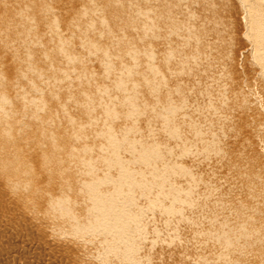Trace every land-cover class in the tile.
Segmentation results:
<instances>
[{"label": "bare ground", "instance_id": "obj_1", "mask_svg": "<svg viewBox=\"0 0 264 264\" xmlns=\"http://www.w3.org/2000/svg\"><path fill=\"white\" fill-rule=\"evenodd\" d=\"M62 1H64V0H61V2ZM74 1L75 0H65L64 1L65 4L71 5V9H70V15L66 19H63L62 22L65 23L66 27H69L75 31L77 30V27L79 26L80 20L82 18H86L87 16L89 18H91L92 14L95 15L97 13L98 14L103 13L105 16H108V15L109 16H115V15L124 16V15H126L127 17H129V11H126L127 9L124 7V5H125L124 3L126 2V0L123 3H121L120 0H85L87 2L86 4L91 3V7H88V6L83 5V4H76L74 6L73 5ZM132 1H135L136 4H138L139 6L140 5L142 6V4H143L142 0H130L129 2H132ZM174 1L175 0H173V1L171 0V2H174ZM176 1H179V0H176ZM238 1L239 2L241 1L239 3V4H241V6L239 5V7H242V9L241 8L240 9L243 12L241 10H239V12H235V13H237V14L240 13L238 16L240 18L242 17V19H243V22L240 20V22H242V24H243V31H244V33L247 34V36L251 40V48H248L247 45H246V47H243L244 46L243 44L246 41L243 42V44H242L243 46H241L240 49L238 48L239 49L238 50V53H239L238 56H240V54L246 56V55H248L246 53H248V51L251 50V54H252L251 60L253 61L255 66L258 68L260 75L264 79V0H238ZM0 2L2 4L8 3V5L5 7L0 6V18L3 19V17H4L5 19H7L9 16H10V18H12L14 16L13 18L16 20L18 18V20L16 22H13V24H14L12 26L13 28L10 25H9V27H11V28H7V26L0 25V48L4 49L5 51L8 49L9 50L8 53H10V55H9L10 58H12V57L17 58L15 63L13 64L14 66L12 65V69H10V71H12L13 73L15 72L17 74L18 78L25 80V82H23L22 80H19V83H17L16 81H13V80H5V78L3 76L5 73L8 72V70L5 69L6 66H4V64L0 63V82H1L0 84H2V86H0L1 87V89H0L1 90L0 91V164H1L0 182H4L5 183L4 185H6V186H4V189H3L5 191V195L7 194L11 197L17 196L18 198L21 199V200L20 199L17 200V201H20L19 204L21 205L19 207V211H21L20 209H22L24 212L27 213V216L34 215V217H32L31 220L29 219V222L31 221L29 223L31 225V227L34 226V230H35V228H38L39 226H40L39 228H42V225H44L45 228L48 226L46 228V231H45V238H46L45 240H47V242H49V243L50 242L56 243V244L63 246L64 248H69V249H67L68 250L67 252L65 251L67 254L64 253V257L66 255V257L69 258V260H70L69 263H71V264H133V263L138 264V262L135 261L136 260L135 257L138 256L137 254H139L141 252L138 253L139 250L137 248L140 249L141 248L140 246L142 244L146 245L145 242L143 241V237L147 235L146 234L147 232L146 233L144 232L143 227L144 226L146 227V224L148 222L151 223L150 222L151 219H150V221H148L147 223H143L144 224L143 227L140 226L141 225L140 222H142V221L144 222L145 220L147 221V219L144 220V217H146L145 215L147 214V211L156 212V215L158 212L160 214L161 213L165 214V215L167 214V215H169L168 217H171L170 215H172V216L174 215L173 219H174V217L176 218V215L181 213V210H179L177 208L176 203L179 202L178 205L181 206L180 202L184 203V200H185V202H187V200L182 197L183 196L182 192L188 190V187H187L188 184L193 186V188H197L194 186V183H197V179H196V176L198 174L197 172L200 173L199 177H201L202 175H203L202 177H205V184L204 185H207L209 187L210 184H208V183H211L213 185L214 182L212 180H213V178H216V176L214 175V172L217 171L218 169L222 170L223 167L219 168V165L221 163H223L225 165V167L227 166L228 169H233L235 174L234 173L233 174H227V177H225V181L221 187H219L220 186V184H219V186L214 185L215 187H212V188L211 187H209V188L206 187V189L202 188V189H204V191L202 190V192H201L199 190L200 192L195 194V196L193 198L196 206H203L204 204H205L204 206H206V209H204V206L202 207L204 209V211L201 210L199 212H197V211L194 212L192 210V212H193L192 217L194 218L195 222H197V220L198 221H202V220L207 221V220H209V218H213L214 221H212L213 219H211V221H209V222L215 223V226L212 223H209V226L203 227L201 229L200 233H193L192 236L189 238H188V236H184L185 238H183L184 239L183 241H185L187 244L191 245V247L194 245H195V247H196V245H198L197 247H199V246H206L207 247V246L211 245V246H213L212 247L213 249H214V247H217V248L219 247L218 248L219 253L222 251V254L224 253V255L227 254V252H229V251H231V252L234 251L238 254V255L236 254L237 257L241 256V254H242L246 257V260L248 262H250V259L252 258L250 256L254 255L253 252L251 253L253 255H250V253H249V251H251L250 247H249L250 250H247V248L245 250L244 248H242L240 246L241 249L239 250L238 249L239 245H237V244L240 243L242 245V243L240 242V238L239 239H238V237H237V239L235 238L236 237L235 234L238 232H241L242 230H245L246 231L245 234H249L248 232H250L251 235H254V236L257 234L255 236L256 238L260 234L262 236L264 235V233H263V231H264V210L259 209V208L255 209L257 204L255 205V207H253L254 202L259 201V200L261 201L262 199L264 201V178H263L264 177V146L262 145L263 146L262 147L258 143V140H264V96L260 97V95L255 93L256 91L254 92V90L248 91L247 94H244L243 93L244 83L242 82L238 85L239 91L234 93V95L231 94L230 96H226V97H228L227 99L229 101L226 104L228 106H230L229 109L231 110V111H229V109L226 107L229 112L225 109V106L223 104L220 107V106H218L220 103L218 105H216L215 102L213 103L212 98H211L212 102H208V101L205 102V101H200V100L196 101L195 100L193 103L191 102V105L186 104L189 100V99L188 100L186 99V96L189 93L182 95L181 91H178V89H179L178 85L180 83L178 82V80L174 79L175 77L178 78L180 76V74L183 73L182 71L184 69V66H182L183 65L182 61L184 60L183 58L185 56H183V57L181 56V53H180L181 49H180V47L178 48V46H179V42L182 40H184V41H182L185 44L184 47H186V45L190 41L192 42V39H190V38L194 35V32H195V35H194L195 38L193 37L194 40H196L198 38V40H196L197 45L202 44V43H200L202 38L200 39L199 36L196 37L197 33L195 30H193L194 27L199 29L200 26L196 27L197 25L193 26L191 24H189V25L186 24L187 26L186 25L180 26V24L176 23L177 20L175 19V16H174L175 12L173 13V11H172V13H171V10H170V11H168V13H166L167 8H169V7H170L169 9L172 8L171 6L167 5L166 0H146L145 5H147V6H145L144 4L143 5L145 6V11L148 14V20H146L144 18V13H143L144 11H142L140 13L141 14L140 15L138 12H140L141 10L135 7L134 8V13H136L135 19H137V17H138L137 20H139L138 23H139L140 29L136 30V31H138L137 35L136 34L135 35L131 34V35H132V37L138 36V37H140L139 38L140 41L145 40V42H146L145 38L148 37V40H150L152 43L147 40L149 42V44L144 43V44H142V46L141 45L137 46L138 43H142L143 41L138 42L136 44L135 41L133 42V40H135V38H132L131 36L129 38H132L133 40L129 39V41H126L123 43V41H121V40H123V38H128V37H125V35L123 36L122 35L124 33L123 30L121 31L119 29L114 34V42L115 43L113 46H111L110 44H107V43H103L98 38H94L92 41L93 43L91 45H89L92 47H90L85 52L84 50L86 48L81 49V50L80 49L79 50H74V49L72 50V48L64 42V39H65L64 35L69 30H63V31L60 30L61 22L56 17H54V12L60 11V9L64 8L66 5L65 6L56 5L54 0H9V2H8V0H2ZM180 2H181V0H180ZM169 4L171 5V3H169ZM41 9L43 11H40ZM29 10L32 11V14H31L32 16L28 15L27 13H26L27 14L26 16L23 15V12H26V11L28 12ZM181 10L180 11L178 10L180 12L179 14H183L182 13L183 11L181 12ZM31 11H29V12H31ZM50 11H52V12H50ZM213 11H210V13L212 14ZM169 12L171 13L172 17L170 15H168ZM218 12L219 11H217V13ZM176 14L178 15V13H176ZM137 15H139L140 17ZM186 15H194V14H186ZM40 16H44V17H42L43 23L39 20V19H41ZM205 16H207V14H205ZM212 16H216V15H212ZM238 16L236 15V17H238ZM37 17H38V19L36 20ZM217 17H216V19L214 17V19L217 20ZM220 18H218V21L220 20ZM183 19L185 20V18H183ZM207 20L209 21V19H207ZM210 20H213V19H210ZM226 20H228V19H226ZM226 20H224V21H226ZM34 21H36V22L38 21V24L41 22L42 25L39 24V26L42 29V37L45 35L43 32H46L49 29L51 30L48 37H47L48 39L44 43H45V45H46V43H48V44H50V46L55 45V46L59 47L58 49H56L53 52L57 55H54L53 53L52 54H53V58L55 59L54 63L61 65V67L63 69L61 75H56V77H52L55 74H54L51 66H50L51 68L50 67L40 68V69H38V72H36V73L31 70L32 66L26 67V65H25V67L21 68V66H24L23 65L24 63H26V62H27L26 64L30 63L31 58H33L32 56H34L38 53V51H36L35 49H34L35 53L31 52L33 50V48H32L33 45L32 46L29 45V47L27 45H25V42L29 41V37L31 35L37 36L40 32V30L38 29L40 27H38V24H36ZM100 21H101L100 24H102V26L101 25H99V26H101V27L96 28L92 25V27H90L89 29L86 30V33L87 34L88 33L89 34L90 33L91 34L96 33V35H102V32L105 31V32H107V36L109 37V35L112 34V31H111V28L109 25V20L108 19H101ZM180 21L178 23H180ZM181 23L183 24L182 21H181ZM186 23H188V22H186ZM194 23L196 24L197 22H194ZM214 23H216V22H214ZM197 24H199V23H197ZM204 24H205V22H204ZM216 24H218V23H216ZM225 24H227V23H225ZM89 25H91V24H89ZM178 26L181 27V29H182L181 31H183V29H185L184 31L186 32V34H188L187 36L189 37L188 40H187V37H186V40L185 39L180 40V38L183 37L184 34L181 33L179 30L177 31V29H180ZM204 26H206V25H204ZM14 27H17V28H14ZM103 27H104V29H103ZM9 29L12 30L11 33H9L10 32ZM37 30H39V31H37ZM203 30L205 32V29H203ZM176 31L180 32V33L178 34ZM148 32L150 33L151 37H149ZM200 32H201V34H203L202 31H200ZM166 33H168L167 36L165 35ZM172 33H174L173 36H172ZM118 34H121L123 37L120 39L121 35L119 36ZM158 34L159 35L163 34L162 36L160 35V37H162V38L159 39V41H155V40H158V38H159ZM115 35H118V36H115ZM180 35H181V37H180ZM208 35L212 36V33L208 34ZM208 35H206L205 37H207ZM177 36H178V38H176ZM232 36L234 37V35H232ZM238 36H240V35H238ZM208 37H207V39L209 40ZM212 37H214V36H212ZM32 38H33V36H32ZM183 38H185V36ZM213 40L217 41V39H213ZM218 40H220V39H218ZM99 41L102 43H100ZM137 41H138V38H137ZM153 41L156 42L155 45L153 44ZM204 41H202V42L204 43ZM220 41L222 42V40H220ZM220 41H219V43H220ZM120 42L122 43V45H124L126 43V45H124L125 46L124 49L122 48L123 51L122 50L118 51V49H117L118 46L120 47V45H119ZM182 42H180V43H182ZM194 42L195 41H193V43ZM215 42L212 43V45L213 44L218 45V43H217L218 41L216 42L217 44ZM175 43L178 45L176 46ZM229 43H231V41ZM241 43H242V41H241ZM173 44H175V46ZM206 44H208V41ZM246 44H247V42H246ZM34 45L37 46V44H35V43H34ZM42 45H44V44H42ZM148 45L150 47H153V46H155L156 48L158 47V49H157L158 54L155 51L156 52L155 54L157 56H155V54L152 53V49L150 47H147ZM180 45L182 47V44H180ZM193 45L195 46V44H193ZM203 45H205V43ZM209 45H210V43L208 44V46L206 45L207 47H204L202 49V51L204 53H205V51H207V53H206L207 55H208L207 48L208 49L211 48V47H209ZM146 47L148 48L149 51L145 50ZM215 47H217V46H215ZM221 47H224V46H221ZM111 48H113V49H111ZM172 48H174V49H172ZM218 48L220 49V47H218ZM120 49H121V47H120ZM219 49H217V51ZM231 49H232V47H231ZM102 50H106L107 53L106 54L103 53ZM211 50H213V49H211ZM227 50H228V47H227ZM194 51H196V50L194 49ZM198 51H197V53H198ZM202 51H200V52H202ZM219 51H221V50H219ZM46 52H47V50L42 52L43 56L46 55ZM181 52H183V51H181ZM203 52H202V55H204ZM96 53L101 55V58L98 59V64L100 66H103V68L108 67V69L105 71L104 74L102 73L103 74V78H102L103 84L97 86L96 93L93 94V97L94 96L98 97V95H100V94L104 95L105 92L108 91V88L106 87L107 84H105V82H106L105 80L110 81V79L113 78V81H115V82H119L122 85L126 84L125 80H123L120 75H117V76H120L121 78H119V77L114 78L116 76L113 77L114 72L117 70V68L115 67V64L112 62V58H114V57H118L122 60L127 56L131 57L132 63L126 61L125 64H128V65H124V63H123V66L120 67L121 72L125 76V79L126 78L131 79L135 75H136L135 78H137V76L141 77L142 75H144L145 73H147L149 71V75L143 77L147 81H143L140 79L135 80V81L132 80L131 81L132 84L130 87L127 88V91L130 92L129 96L134 97V98L139 94V90H140V88L142 89V87L147 88L148 94H153L156 91L159 93V96L157 98L158 100L155 103L154 107L148 106V109H153L151 111V115H153L155 122L154 121H152V122L155 124V128L157 131L153 130L151 128H146L144 130L145 132L143 134V135L147 136L145 138H143V136L131 138V136H128V135L121 137L120 135H118V133H113V132L109 131V126L105 122V120H103L102 122H100V121L96 122L95 120L97 118L91 119L89 121H91L94 124L93 128L96 127V128H101V129L98 132H97V130H95L97 133H95L94 136H92V137H90L89 135L88 136L90 138L95 139V137H97V135H104L105 136V143L98 146V153L99 154L97 155L96 158L83 156V157H80L77 161H74L76 158H72L71 153L65 155V152L62 151L63 149H61L58 145L61 143L56 141L55 134L52 133L51 131L49 132V134H47L48 133L47 132L46 135H44L42 137L43 139H45V141L41 140L38 137H32L31 139L27 138V135L25 137L26 133L23 135L21 133L19 134V131L17 129L21 128L20 127L21 121L19 118H17L18 108L16 107L14 109L12 107V105L10 104V102H8V101H11L12 99L13 100L22 99V98H26V97L29 98V97H31V95L34 96V93L32 91L39 89V88H42V87H46V86H49L51 88V90H52V87H55V88L61 87L65 90L66 84H68V83H66L64 85V82H68V81L72 80L71 78L73 75H71L72 74L71 71H73V69H74L73 66L76 67V65H77V67H78V64L80 65L82 62L84 63L83 59H85V57L95 58ZM212 53H213V51H212ZM231 53H229L227 51L228 55ZM143 54H145L147 56V59L152 57V59H153L152 62L160 63V65H159L160 70H158V67L153 66V65H150V67H149L148 61H147V59H145L146 56L144 55L145 57H143ZM178 54L180 55V58L182 60V61H180L181 64L172 65L173 62L176 60V57H179ZM220 56H222V55H220ZM229 56L231 57V55H229ZM213 58H215V57H213ZM205 59H206V57H205ZM229 60H231V59H229ZM85 61L90 62L89 59H86ZM207 62L208 61H206L205 63H207ZM141 64H142L143 68L140 70L139 66ZM230 64H232V63H230ZM84 65H85V63L82 64V67ZM86 65H88V64H86ZM70 66L73 67V69L70 68ZM225 67L227 68V66L224 64V66L217 67V69L212 68V70H216L213 72H216L217 74L218 73L223 74V73L227 72L226 71L227 69L225 70ZM47 68H50V69L46 70ZM209 68H210V66H209ZM237 68H238V66H237ZM70 69H72V70H70ZM83 69H86V68L83 67ZM87 70L91 72V69L90 70L87 69ZM87 70H82L83 71L82 72L80 70V67H79V72L73 71V73L75 75V72H77L76 74H80V72H82L80 76L75 75V77H74V79L77 77V80H80V81L83 78H89V81H87V83H86V85L88 87L91 84L90 82L94 81L95 74L87 72ZM235 70H236V68H235ZM243 71L246 73L247 69H245V67H244ZM165 72H167L168 75L173 79L174 83L171 84V82H170L169 83L170 85L167 83V82H169V80L167 79L168 77H166L164 75ZM204 73H201V74H204ZM159 74L162 76V78ZM219 74H218V77H216L218 81L213 77V75H208L206 77V81H207L206 84L209 83L210 85L215 87L214 97L216 99H219V98L221 99V97L224 94H226V92L228 90L227 84H224V82H219V80H220L219 76L222 77V75H219ZM227 74L229 75V73H227ZM176 75H178V77ZM35 78H37V79H35ZM38 79H40V80H38ZM35 80H38L39 83H40V81H42L43 83H41V85L39 84V86H38L37 85L38 82H36ZM75 81H76V79H75ZM62 82H63V84H62ZM137 83L141 84L140 87ZM78 85L82 88H83V86H86V85L81 86L80 84H78ZM2 88H3V90H2ZM67 89H71V88L68 87ZM82 90H83L81 93L82 98L79 101H86V102H84V105L85 106H91L90 95L88 94L87 91H85L86 89H82ZM236 90L237 89H235V91ZM1 92L4 93L5 95H3ZM67 93H69V92H67ZM174 94H175V96H174ZM49 95L52 99L55 98L54 94H52L51 92ZM67 96H70V95L68 94ZM72 96H74V95H72ZM189 96H191V95L189 94ZM189 96H188V98H189ZM249 96H253V100L251 99L252 101L247 99ZM71 97H69V98H71ZM126 98H127V96L123 97V99H126ZM115 99H116L115 96H110V98L105 99V102L107 104H110V103L115 102L116 101ZM227 99H226V101H227ZM256 99H258V100L256 101ZM76 101L78 102V100H76ZM178 101H180L182 104H184L183 102H185L186 105L180 106V104L178 105V103H177ZM192 101H193V99H192ZM222 101H221V103H222ZM255 102H257V104H255ZM43 103L44 102L42 101L41 104L38 103V105H35L34 102L31 101V104L29 106H27L25 108V110H26V112H30V113L33 112L35 114L34 115V121L36 124H42V125H46V126L47 125L48 126H54L56 121L54 122L53 117H55V115H53V117L52 116L50 117L48 114H46V116H45L46 118H41V119L37 117L38 114L47 113V110H46L45 106L43 105ZM252 103H253V105L249 106ZM193 104H195V105H193ZM213 104L216 106H214ZM216 107H219V108H216ZM223 107L226 111V112L224 111L225 112L224 114L222 112V110H224ZM142 108H144V107H142ZM218 110H220L221 113ZM238 110H240L242 113L240 114V111L238 112ZM216 111L219 112V115L220 114H223V115L222 116L220 115V117L217 116V118H218V121L216 122L217 127H215V129H213L214 128L213 122H212L213 118L210 119V116H211L210 114H212V116H213V114L216 116V114L218 115V112H216ZM235 112H236V114H238L240 116V121H239L240 124L238 123L239 129H238L237 133L241 135L242 141L240 142V144H242V145L239 147L238 150H236V148L234 150V152L235 151L237 152V153L236 152L235 153L237 154L236 157L238 156V158H239L238 161L231 162V160L230 161L228 159L226 160V155H225L226 152L223 153V151H224L223 149L220 150L221 153H223V156L220 157V155H222V154L216 151V148H219V145L217 147L213 145L214 146L213 149H210L212 144L217 145L216 144L217 142L212 143V142H215L213 140V138L216 139V136L214 135L215 137H213V136L207 135L206 129H203V128H205V126L207 125L209 120H211L210 123L212 124L211 127L213 129V132H214V130L216 132V130H218L217 128L221 129L222 127H224V125L226 126V122H227V124H229L228 121L233 119L234 117H236V115L234 114ZM167 114H170V118L167 117ZM105 115H109V113L103 114L104 118H106ZM112 116H114L116 118L119 117V115L117 113H112ZM67 120H68L67 121L68 125L66 122V126H69L67 128H74L76 126L77 129L74 131H69L68 134L67 133L61 134V137L63 139L64 138L65 139H71V140L77 142L78 140H80V138H82V139L85 137L88 138V136L86 134H84L85 131L83 132L84 127H85V125H84L85 123L82 124L81 121L74 120V118H72V117H68ZM65 121H66V119H65ZM58 123H56V124H58ZM117 123H119V121ZM124 123L120 124L121 129L119 128V130H122L123 128L124 129L128 128L129 125L128 124L126 125ZM232 123H233V121H232ZM63 125H64V121H63ZM77 125H79L80 127ZM208 125H210V124H208ZM82 126H84V127H82ZM230 126H231V124H230ZM26 127H30V125L28 124V121H27ZM130 128H131V126H130ZM227 129H228V127H227ZM64 130H65V128H64ZM224 130L221 129V131L225 132ZM230 130H232V129H230ZM44 132H46V131H44ZM134 134H135V131H134ZM155 135L156 136H166L167 138L170 139L172 147L169 148L168 146H166V150H169L170 152L164 151L162 146H159L158 148H154V146H150V145H147L145 143L146 140H148V136L152 137ZM34 136H36V135H34ZM127 137H129V138H127ZM238 137H239V135H238ZM142 138H143V140H141ZM221 138L223 139V137H221ZM229 138H230V136H229ZM137 139H139V141L141 140L139 143L140 145H136ZM222 139H221V141L224 140V139L223 140ZM25 141L28 143L29 142L34 143L36 146H39L40 143L46 142L47 144H50L51 148H55V151H58L59 153L57 155H55L52 152V155H54L53 158H51L50 155L48 157H45V155H42L43 157H41L38 160H37V158L39 157V155L35 156L34 153L32 154V156L29 154L28 155L25 154L26 155L25 156L22 154L24 151L22 145L24 146V144L26 143ZM209 141H212V142L208 143V145L211 143L212 144L209 147L205 148L206 146L203 144L207 145V142H209ZM23 142H25V143L23 144ZM260 142L262 143V141H260ZM34 144H32V145H34ZM127 144L131 145V146H129L132 149V152H130L131 154L130 155L128 154L129 156L120 155V153H121L120 151L122 149V146L123 145L126 146ZM199 144H200V146H199ZM219 144H221V142ZM263 144H264V142H263ZM201 145H202V147H201ZM203 146H205V147H203ZM134 147H138V148H134ZM246 147L248 150L250 148L252 149L253 147H254L253 149H255V148L256 149H255V151L251 152L252 153L251 155L248 153L249 155L247 156V155H245V152H247V150H245ZM6 148H8V151L4 152L5 151L4 149H6ZM260 148H261V150H259ZM89 150H92V149L89 147H84L81 150V152L82 153H85V152L88 153ZM242 153H244V154H242ZM41 154H42V152H41ZM253 154H255V155H253ZM215 155H219L218 160H217ZM242 156H246V157L242 158ZM212 157H214L216 159H212ZM31 160L33 162V163L32 162L31 163L33 165H36V167H38V170L35 173L36 176L38 174H40V172L47 173V174H49V173L50 174H56V175H59V174L64 175V172H65V173H69V175H70V173H72V172L68 170V166L66 164L69 161L68 164H70V167H72V169H74L78 173V177H76V178L65 177L64 181H61L59 183V184L65 183L64 186L63 187L59 186V188L55 190L54 194H50L49 196L44 195V194L38 195V194L42 193V190L49 191V187L52 188L55 183H51V182L46 183L45 181H43V182L40 181V183L37 184L39 181L36 183V181L34 180L35 183L32 184L33 179L35 177V174H33V175L32 174L29 175V174H30V172H32L31 170H33L32 169L33 166L31 168L29 167L31 170H29V168H28V170L30 172H28V171L25 172V171L19 170V168H21L20 165L25 166V167L30 166ZM182 160L189 161L190 163H192L191 166H189V168L183 167L182 166ZM212 160H214V161H212ZM211 161L214 162L213 165L210 163ZM73 162H75V163H73ZM137 164H139V166H137ZM223 164H221V165L223 166ZM53 166H54V168L52 169ZM101 166L103 167V169H107V170H104L105 172L109 171V173L106 174L103 171H101ZM133 166H135V167L132 168ZM34 172L35 171H33L32 173H34ZM32 176H34V177L31 178ZM68 180H70V182ZM198 180H201V179L198 178ZM202 182H203V180H202ZM214 184H217V183H214ZM202 185L200 184V186L199 185L198 186L201 187ZM226 187L234 189V191L230 190V192H231V195H232V192H235V195L233 194L235 198L238 199V197L240 195H243L245 200H242V198H240V200H242V201L238 202L237 200H235V198L234 199L232 198L233 202L228 201V203H230V204H228V206H226L227 203H225V205L223 203V206H221V204H219V205L215 204V206H213L215 203L214 202L212 204V206H213L212 209L211 210L208 209L209 211H206L207 206H208L206 204V202H208L209 197H211L213 200V196H214V198L216 196L218 197V193L220 191H223L222 189H224ZM31 188H32L31 192L33 194L38 195L36 199H38L40 196H42L41 197L42 203L38 202L37 200L32 202V201H29L27 199H23V198L19 197L20 195L18 196V193L20 191L21 192L22 191H28V190L30 191ZM196 190H198V189H196ZM217 190H219V191H217ZM216 191H217V195L215 196ZM194 193H196V192L194 191ZM223 193L220 192V194H223ZM140 198H142V199L145 198L144 204L140 203L141 204L140 205L138 203V201L141 200ZM212 200H209V201H212ZM166 202L168 204L171 203L170 204L171 206L174 205L176 207L175 208L173 207L174 208L173 210H171L170 207H169L170 210L164 209V208L159 209V208H161L163 203L165 204ZM216 202H218V201H216ZM167 203H166V205H167ZM15 204H16V202H15ZM216 205H218V206H216ZM78 206H80V208H78L80 210H78L76 208ZM192 206L195 207L194 203ZM258 206L260 207L259 204H258ZM163 207H166V206L163 205ZM7 208L8 207H6V210H7ZM176 208L178 210H175ZM185 208H187V207H185ZM210 208H211V206H210ZM224 208L226 211L225 213L228 214V212H227L228 210H230L231 213L235 212V214L237 215V217L240 218V220L238 222L236 220H235L236 222H233V220L235 218H232L233 219L232 220V219H230L231 218L230 216H229V218H228V216H223L222 217L223 219H222V218H220L221 215L219 216V215L215 214L216 212L218 213L220 211H223ZM183 209H184V207H183ZM11 210H15V209L13 208ZM163 210L165 212L166 211L167 212L164 213ZM184 210H182V211H184ZM186 210L189 211V208ZM3 211H4V215H5V209ZM7 211H9V210H7ZM23 211H21V213ZM24 212L22 213L23 215L25 214ZM189 212H191V211H189ZM153 214L155 217V213H153ZM160 214H158V215H160ZM180 215H182V213L179 214V216ZM212 215H214L215 217H212ZM1 216H3V214ZM27 216H26V218H27ZM257 216L261 220V223H263V225L258 226L257 222H260V220L258 221V219L256 218ZM216 217L220 218L217 222H215ZM2 218H4V216ZM5 219H6V217H5ZM10 219H12V218H10ZM15 219H16V217H15ZM173 219H171V220L173 221ZM7 220H5L4 222H6ZM241 221L243 224L241 223ZM7 222H9V221H7ZM216 224L218 225L217 227H216ZM0 225H2V223ZM231 225L234 227L233 229H232V227H230V229L232 231L227 228ZM44 227L42 229H44ZM174 230L171 229L172 232ZM213 230L219 232L218 236H216V234H214L215 236L212 234ZM234 230H236L237 232H234ZM166 231L168 232L169 229ZM161 232H163V230ZM231 232L235 233V234H232ZM160 233H153V235H152V236L155 235L153 238V241L155 242V244L159 239H161L160 236L161 235L164 236L165 234H167V236L166 235L165 236L169 237L170 239L166 238L164 236V241L161 240L162 243L159 241L161 243V245L164 242H166L165 239H167V243L168 242H170V244L171 243L175 244V242L177 243V241L171 242V240H172L171 238H173V237H170V236L172 235V233H170L169 236H168V233H166V232H164L162 234H160ZM180 234L181 233H179V235ZM174 235H175V233H174ZM232 235H234L235 237ZM241 235H240V237H241ZM163 236H161V237H163ZM209 236H211V238L216 237V239L212 240V239H210ZM146 237L144 238V240L146 239ZM177 237H179L178 233H177V235H175V238H176L175 240H177ZM180 237H183V236H180ZM230 237H232V238L234 237L235 241L239 240L238 243L237 244H235L234 242H228L227 243V241L229 240L228 238H230ZM245 237H246L245 239H248L247 235ZM261 237L259 236L258 239H252V240L253 241L257 240V242H259L260 245L264 246V239H262ZM156 238L157 239L159 238V239L157 240ZM234 238H233V241H234ZM241 238H243L242 239V241H243L244 237H241ZM259 238H261L260 239L261 241L263 240V243H261V241H259ZM263 238H264V236H263ZM97 239H98V241H97ZM142 241H143V243H142ZM181 241H182V238H181ZM181 241L179 240L178 243H180ZM253 241H252V243H253ZM139 243H140V245H139ZM180 244H182V243H180ZM247 244H249V243H247ZM255 244H257V243L254 242L253 246ZM259 244H258V246H259ZM144 245H142L141 249L146 250V247H144ZM164 246L165 245L163 244V247ZM175 246H176V244H175ZM243 246H244V243H243ZM250 246H252V244ZM166 247L168 248V245ZM259 248L261 249V251L264 250V249H262L263 247H261V246ZM136 250H138V251H136ZM215 250H216L215 252H217L216 248H215ZM246 251L249 254H246ZM195 252L196 251H194V253ZM231 252L229 254H232L235 256V253L234 252L231 253ZM135 253H137V254H135ZM142 254H143V252H142ZM229 254H227V255H229ZM227 255H226V257H227ZM259 255L260 256H258V254H257V258L259 259V257H260V261H259L260 263L258 261H256L257 259H255V261L258 262V264H264V253H263V251H262L263 256L261 257V252ZM186 256H187V254H186ZM217 256L218 257L212 256L211 259L210 258H203V259H204L205 263L213 261L212 263H214V264H228V262H229L228 258L229 257L228 258L222 257L223 255L220 256V254ZM244 256H241V257H244ZM245 257L244 258L239 257V258L245 259ZM225 258L228 260V262H227V260H225ZM240 259H239V261H240ZM202 261H200V262H202ZM254 264H256V263L254 262Z\"/></svg>", "mask_w": 264, "mask_h": 264}, {"label": "rangeland", "instance_id": "obj_2", "mask_svg": "<svg viewBox=\"0 0 264 264\" xmlns=\"http://www.w3.org/2000/svg\"><path fill=\"white\" fill-rule=\"evenodd\" d=\"M0 1H2V0H0ZM54 1H55V4L56 5H62V6H65L66 5L64 8L60 9V11L54 12V17H56L61 22V24H60V30L61 31H63V30H69L64 35L65 39L64 38L63 39H64V42L66 44H68V46H70L72 48V50L73 49L74 50H79V49L81 50V49L86 48L84 50L86 52L90 47H92V46H89V45H91L93 43L92 41H93L94 38H98L103 43H107V44H110L111 46H113L114 43H115L114 42V34L119 29L121 31L123 30V32H124L122 34L123 36L125 35V37H128V38H123V40H121V41H123V43L126 42V41H129V39L133 40L132 38H135V40H133V42L135 41L136 44L138 42H142L143 41L142 43H138L137 46H139V45L142 46V44H144V43L145 44H149L148 41H150V40H148V37L145 38L146 39V42H145V40L140 41V39H139L140 37H138V36H133L132 37V35H135V34L137 35L138 31H136V30H139L140 29V26H139V23H138L139 20H137L138 17H137V19H135V17H136L135 14L136 13H134V8L136 7V8H138V9L141 10L140 12H138L139 14L142 11H144L143 12L144 13V18L146 20H148V14L145 11V6H147V5H145L146 0H142L143 4L145 6L143 4H142V6L141 5L139 6L138 4H136L135 1L129 2L130 0H126V2L124 3L125 4L124 7L127 9L126 11H129V17H127L126 15H124V16H117V15H115V16H109V15L108 16H105L103 13H99V14L97 13L95 15L92 14L91 15L92 16L91 18H89L88 16H87L88 18L87 17L86 18H82L80 20V22H79V26L77 27V30L76 31L73 30V29H71V28H69V27H66L65 26V23L62 22L63 19H66L70 15L71 5L65 4L64 3L65 0L62 1V2H61V0H54ZM120 1H121V3H123L125 0H120ZM8 2H9V0H8ZM168 2L171 3V5ZM240 2L238 0H236V1L235 0H183L182 1L181 0V2H180V0L179 1H176L175 0L174 2H171V0H166L167 5L172 7L171 9H169L170 7L167 8L166 9L167 10L166 13H168V11H170V10H171V13H172V11H173V13L175 12L174 13L175 15L174 14L173 15L175 16V19L177 20V22H176L177 24H180V26H182V25L185 26L186 24L187 25L191 24L193 26L194 25L195 26L197 25L196 27H199L200 26V28H199L200 30L198 28H195V27H194L193 30H195L196 33H197L196 34V37L199 36L200 39L202 38L201 39V42L199 41L202 44H198L197 45V41L196 40H198V38L196 40H194V38H195L194 37L195 32H194V35L193 36L191 35L192 37L190 38V39H192V42L190 41L186 45V47L187 48L189 47L190 49L189 48L187 49L186 47H184L185 44H184V42H182V41H184L182 39H185L186 40V37H187V40L189 39V37L187 36L188 34H186V32L184 31L185 29H183L184 32L181 31L182 29L179 26L178 27L180 29H177V31L179 30L181 33L184 34L183 37L185 36V38H183V37H181L182 34L180 35V37H181L180 40H182L180 42H182V43L179 42V46H178V48L180 47V49H181L180 50L181 56L182 57L185 56V57L183 58L184 60L182 61L181 58H180V55L178 54L179 57H176V60L174 62L172 61L173 62L172 65L181 64L180 61H182V63H183V65H182V66H184V69L182 71L183 73H181L179 77H178V75H176L178 78L175 77L174 79L175 80H178V82L180 83V84L178 83L179 84L178 85V88H179L178 91H181L182 95H185L187 93H189L191 95V96H189V94H188L186 96V99L187 100L189 99L186 104L191 105V102L193 103L195 100L196 101L197 100H200V101H205V102L206 101L212 102V99H213V103L215 102L216 105H218L220 103L218 105L220 107L223 104L225 106V109L227 110V108L229 109L230 106H228L226 104V103L229 102L228 99H227L228 97H226V96H230L231 94L234 95V93H236L237 91H239L238 85L240 83H242V82L244 83V89H243V93L244 94H247L248 91H253L254 90V92L256 91L255 93H257L258 95H260V97L264 96V79L260 75V72H259L258 68L255 66V64L251 60V56H252L251 50L248 51V53H246V54H248L246 56L245 55H242V54H240V56H238L239 55L238 50L241 48V46L244 45L243 47H246V45H247L248 48H251V40L247 36V34L244 33V31H243V24H242L243 19H242V17L240 18L238 16L240 13L239 14L235 13V12H239V10L242 9V7H239V5L241 6V4H239ZM86 3L87 2L85 0H75L73 2V5L75 6L76 4H83V5H86L88 7H91V3L90 4H86ZM7 5H8V3L2 4L0 2V6H2V7H5ZM178 10L179 11L181 10V12L183 11L182 13L184 15L183 14H179L180 12ZM29 11H31V10H29ZM40 11H43V10L41 9ZM210 11H213L212 14L210 13ZM217 11H219V12L217 13ZM28 12L27 11L26 12H23V15L26 16L27 14L28 15H31L32 14V11L29 12V13ZM50 12H52V11H50ZM171 13L169 12L168 15H170L172 17ZM176 13H178V15ZM186 14H194V15H186ZM205 14H207V16H205ZM212 15H216V16H212ZM236 15L239 18L236 17ZM137 16H139V15H137ZM13 17L10 18V16H9L7 19H5L4 17H3V19L0 18V25H4V26H7V28H11L14 25L13 22H16L18 20V18L16 20ZM40 17H41V19H39V20L42 22L43 21L42 17H44V16H40ZM214 17H215V19L217 17V20H215ZM183 18H185V20ZM218 18H220L221 21L220 20L218 21ZM225 18L228 19V20H226ZM37 19H38V17L36 18V20ZM101 19H108L109 20V25H110L112 34L109 35V37L107 36V32H105V31L102 32V35H96V33H93V34H91V33L89 34L88 33L87 34L86 33V30L89 29L90 27H92V25L94 27H96V28L102 26V24H100L101 23V21H100ZM207 19H209V21ZM210 19H213V20H210ZM180 20L183 22V24L181 23ZM224 20H226V21H224ZM240 20L242 22H240ZM38 21L37 22L34 21V22L36 24H38ZM179 21H180V23H178ZM41 22L39 24H41ZM186 22H188V23H186ZM194 22H197L199 24H197V23L195 24ZM204 22H205V24H204ZM214 22L218 23L219 25L216 24V23H214ZM225 23H227V24H225ZM39 24H38V27H40ZM89 24H91V25H89ZM9 25L11 27H9ZM99 25H101V26H99ZM204 25H206V26H204ZM14 28H17V27H14ZM38 29L40 30L39 34L37 36L31 35L29 37V41L25 42V45H27L28 47H29V45H31V46L33 45V47H32L33 50L31 51L32 53H35L34 49L36 51H38V53L36 55L32 56L33 58H31L30 63H28V64H26L27 62L24 63L23 64L24 66H21V68L25 67V65H26V67L32 66L31 67V70L36 73V72H38V69H40V68H46V67H50L51 66L52 67V70H53V72L55 74L52 77H56V75H61L63 69H62L61 65L54 63V60L55 59L53 58V54L54 55H57V54H55L53 52L56 49H58L59 47L58 46H55V45L50 46V44H48V43H46V45H45V43H44L48 39L47 37H48V35H49V33H50L51 30L49 29L46 32H43L45 35L43 34L44 36L42 37V29H41V27L38 28ZM103 29H104V27H103ZM203 29H205V32H204ZM9 30H10L9 33H11L12 30L11 29H9ZM39 30H37V31H39ZM200 31H202L203 34H201ZM180 32H177V33L179 34ZM211 33H212V36H214L215 38L212 37L211 35H208V34H211ZM167 34L168 33H166L165 35L167 36ZM173 34L174 33H172V36H173ZM118 35L120 36L121 34H118ZM118 35H115V36H118ZM122 35L120 36V39L123 37ZM148 35H149V37H151V35H150L149 32H148ZM160 35L158 36L159 38L157 37L158 40H155V39L154 40L155 41H159V39L162 38V37H160ZM206 35L209 36V37L207 36L209 38V40L207 39V37H205ZM232 35H234V37ZM238 35H240V36H238ZM32 36H33V38H32ZM130 36L132 38H129ZM137 38H138V41H137ZM176 38H178V36ZM213 39H217L218 42L216 40H213ZM218 39L222 40V42L220 40H218ZM193 41H195V42L193 43ZM202 41H204L205 45H203L204 43ZM207 41H208V44L210 43L209 47H211L210 49L207 48L208 55L206 54L207 51L204 50L205 53L202 51V49L204 47H207L208 46V44H206ZM215 41L218 43V45H215V44L212 45V43H214ZM219 41H220V43H219ZM230 41H231V43L233 45L231 43H229ZM241 41H242V43H241ZM245 41L247 42V44H246ZM102 42H100V43H102ZM243 42H245V43L243 44ZM34 43L37 44V46L34 45ZM192 43L195 44V46ZM42 44H44L45 46L42 45ZM153 44L155 45L156 42L153 41ZM175 44H173V45L175 46ZM180 44H182V47H181ZM119 45H120L121 49L118 46L117 47L118 51H121V50L123 51V49L125 47L124 45H126V43L124 45H122V43L120 42ZM177 45L178 44H176V46ZM190 45L191 46L193 45L192 46L193 48ZM215 46H217V47H215ZM221 46H224V47H221ZM147 47H150V46L148 45ZM147 47L145 49L146 51L148 50ZM154 47L155 46L150 47L152 49V53L155 54L157 52V54H158V51H157L158 47L157 48L155 47L156 49ZM218 47H220V49ZM227 47H228V50H227ZM231 47H232V49H231ZM113 48H111V49H113ZM174 48H172V49H174ZM216 48L219 49V50H221L222 52L219 51V50L217 51ZM194 49L196 51H194ZM211 49H213V50H211ZM45 50H47V52H46V55L43 56L42 52L45 51ZM8 51H9L8 49L5 51L4 49L0 48V63L4 64V66H6L5 69L8 70V72L5 73L3 77L5 78V80H13V81H16L17 83H19V80H22V79L21 78H18V76H17V74L15 72L13 73L12 71H10V69H12V65L15 63V61H16L17 58H15V57L13 58L12 56H11L12 58H10V56H9L10 53H8ZM181 51H183V52H181ZM197 51H198L199 54L197 53ZM200 51H202L204 55H202V52H200ZM212 51H213L214 54L212 53ZM227 51L229 53L232 52L231 54H229V55H231V57L227 54ZM102 52L105 53V54L107 53L106 50H102ZM218 53L220 55H222V56H220ZM144 55L145 54H143V57L146 56V55L145 56ZM155 56H157V55L155 54ZM204 56L206 57V59H205ZM213 57H215V58H213ZM100 58H101V55L98 54V53L95 54V58L85 57V59H83V61L85 63V65L83 67L86 68V69H83V67H82V64H84L83 62L80 64L81 66L79 64H78V67H77V65H76V67L73 66L75 70L73 69V67L70 66V68H72L73 71H78V72H79V67H80V70L81 71L82 70H87V69L90 70L91 69V72L88 71V70H87V72H90V73L95 74V78H94V81L93 82H90L92 85L89 83L90 85L88 87H87L86 83H87V81H89V78H83L80 81V80H77V77H76L75 79H76L77 82L74 79L75 75H79L80 76L83 71L80 72V74H76L77 72H75V75H74L73 71H71L72 72L71 75H73L72 78H71L72 80H70L68 82H64V85L66 83H68V84H66V89L65 90L63 88H61V87L60 88L52 87V90H51V88L49 86H46V87H42V88H39V89H36V90L32 91L34 93V96L31 95V97H29V98L26 97V98L15 99V100L12 99L11 101H8V102H10V104L12 105V107L14 109L16 107L18 108L17 118H19L20 121H21V124H20V127L21 128L17 129L19 131V134L21 133L23 135V134L26 133L25 134V137L27 135V138H30L31 139L32 137H38L41 140L45 141V139H43L42 137L44 135H46L47 132H48L47 134H49V132L51 131L52 133L55 134L56 141L59 142V143H61V144H58V145H59V147L61 149H63L62 151L65 152V155L71 153L72 158H76L74 161H77L80 157H83V156H88V157L96 158L97 155L99 154L98 153V146L105 143V136L104 135H97V137H95V139L94 138H90V137L94 136L95 133H97L101 129V128H96V127L93 128V125L94 124L91 121H89L91 119L97 118L95 120L96 122L97 121L102 122L103 120H105V122L109 126V131L110 132H113V133H118V135H120L121 137H124V136H127L128 135V136H131V138H133V137H140V136H143V138H145L147 136H145L143 134H144V132H145L144 130L146 128H151L153 130H156L155 124L152 122V121L155 122V119H154L153 115H151V111L153 109H148V106L154 107L155 103L158 100L157 98L159 96V93L156 91L153 94H148L147 93V88L146 87H142V89L140 88V90H139V94L134 98V97L129 96L130 95V92L127 91V88L130 87L131 84H132L131 83L132 80L135 81V80H139L140 79V80H143V81H147L143 77L149 75V71L147 73H145L144 75H142L141 77H138L137 76V78H135L136 77V75H135L131 79H128V78L125 79V76L121 72V68L120 67L123 66V63H124V65H128V64H125L126 61L132 63V59L129 56L125 57L123 60L120 59V58H118V57H114V58H112V62L115 64V67L117 68V70L114 72L113 77L114 76H116L114 78H118V77L121 78L122 77V79L125 80V83L126 84L125 85H122L119 82H115V81H113V78H111L110 81L109 80H105L106 81L105 84H107L106 87L108 88V91L105 92L104 95L100 94V95H98V97H96V96L93 97V94L96 93L97 86L103 84V81H102L103 74L108 69V67L103 68V66H100L98 64V59H100ZM86 59H89L90 62L89 61H85ZM145 59H147V56H146ZM229 59H231V60H229ZM152 60H153L152 57H150V58L147 59L148 64H149V67H150V65H153V66L158 67V70H160V68H159L160 63H158V62L157 63H154V62H152ZM204 61L205 62L208 61V62L205 63ZM230 63H232V64H230ZM86 64H88V65H86ZM224 64L227 66V68L225 67V70L227 69L226 70L227 72L224 71L225 73H223V74L222 73L221 74L218 73V74L219 75H222V77L219 76V79H220L219 82H224V84H227L228 85L227 86L228 87V90L226 92L227 95L224 94L225 96L223 95L221 97V99L220 98L219 99H216L214 97L215 87L212 86V85H210L209 83H208L209 85L206 84V82H207L206 81V77L208 75H213V77L217 80L216 77H218V74L216 72H213V71H216V70H212V68H214V69L216 68L217 69V67L224 66ZM209 66H210V68H209ZM237 66H238V68H237ZM244 67H245V69H247L246 73L243 71L244 70ZM50 68H47L46 70H48ZM142 68H143V66L141 64L139 66V69L141 70ZM235 68H236V70H235ZM72 69H70V70H72ZM201 73H204V74H201ZM227 73H229V75ZM117 75H120L121 77L120 76H117ZM164 75L166 77H168L167 79L169 80V82L166 81L168 84L170 82H171V84L174 83L173 82V79L168 75L167 72H165ZM161 78H162V76H161ZM35 79H37V78H35ZM38 80H40V79H38ZM38 80H35V81L38 82L37 85L39 86V84L41 85V83H43V82L40 81V83H39ZM22 81L25 82V80H22ZM62 84H63V82H62ZM78 84H80L81 86L82 85H86V86H83V88H82ZM138 85L140 87L141 84H138ZM0 86H2V84H0ZM68 87H70L71 89H67ZM81 88L82 89H86L85 91H87L88 94L90 95L91 106H85L84 105V102H86V101H79L82 98L81 97V93H82L83 90ZM0 89H1V87H0ZM235 89H237V90L235 91ZM2 90H3V88H2ZM50 92L52 94H54V97H55L54 99H52L50 97V95H49ZM67 92H69V93H67ZM2 94L5 95L4 93H2ZM68 94L70 96H67ZM72 95H74V96H72ZM110 96H115L116 97V99H115L116 101L113 102V103L107 104L105 102V99L110 98ZM126 96H127V98L126 99H123V97H126ZM174 96H175V94H174ZM188 96H189V98H188ZM69 97H71V98H69ZM192 99H193V101H192ZM226 99H227V101H226ZM247 99H249V100L252 99L253 100V96H249ZM41 100L44 102L43 105L45 106V108L47 110V113L38 114L37 117L41 119V118H46L45 117L46 114H48L50 117L51 116L53 117V115H55V117H53L54 118V122L56 121V123H58L60 121L58 124L55 123L54 126H48V125L46 126V125H42V124H36L35 121H34V115L35 114L33 112H31V113L30 112H26L25 108L31 104V101L34 102L35 105H38V103H40V104L42 103ZM76 100H78V102ZM257 100L258 99H256V101ZM221 101H222V103H221ZM177 103H178V105L180 104V106L186 105L185 102H183L184 104H182L180 101H178ZM253 103L250 104L249 106L253 105ZM195 104H193V105H195ZM255 104H257V102H255ZM216 105H214V106H216ZM142 107H144L145 109L142 108ZM216 108H219V107H216ZM223 109H224V107H223ZM225 109L222 110L223 114L226 112ZM218 111H220V110H218ZM218 111H216V112H218ZM229 111H231V110L229 109ZM239 111L240 110H238V112ZM105 113H109V115H105L106 118H104V116H103V114H105ZM112 113H117L119 115V117L116 118V117L112 116ZM220 113H221V111H220ZM241 113L242 112L240 111V114ZM223 114H220V115L222 116ZM234 114L236 115V117H234L233 119L229 120L228 121L229 124H227V122H226V126L224 125V127L221 128L222 130L225 129L224 130L225 132L221 131L220 128H217L218 130H216V132L214 130V132H213V129H215V127H217V123L216 122L218 121L217 116L220 117L219 112H218V115L216 114V116L214 114H213V116H212V114H210L211 116L208 114L210 116V119L213 118L212 119V122H213L214 128L212 129V127H211L212 124L210 123L211 120H209V119H208L209 122L207 123V125L208 124H210V125H208V126L206 125L205 128H203V129H206V131H207L206 134L207 135L213 136V137L216 136V139L213 138V140L215 142H212L213 140L212 141H209V142H207V145L206 144H203V145L206 146V147L205 146H203V147L207 148L212 143H216L217 142L216 143L217 145L212 144V146H211L210 149H213L214 146L217 147L219 145V148H216L215 147L216 148V151L219 152V153H221L220 150L223 149L224 150V151L222 150L223 153L226 152L225 153L226 160L227 159L229 161L231 160V162L238 161L239 158H238V156L236 157V155H237L236 153L237 152L235 151L236 152L235 153L234 150H235V148H236V150H238L239 147L242 145V144H240V142L242 141L241 135L237 133L238 132V129H239L238 128V123L240 121V116L238 114H236V112ZM68 117H72V118H74V120L81 121L82 124L85 123L84 124L85 127L82 126V127H84L83 132L85 131L84 134H86L87 136L89 135L90 137L88 136V138L85 137L83 139L80 138V140H78L77 142H75V141H73L71 139H65V138L63 139L61 137V134H63V133H67L68 134L69 131H74V130L77 129L76 126L74 128H67V127H69V126H66V122L68 121L67 120ZM167 117L170 118V114H167ZM65 119H66V121H65ZM27 121H28V124L30 125V127H26ZM63 121H64V125H63ZM118 121H119V123H117ZM232 121H233L234 124L232 123ZM123 123L126 124V125L128 124L129 125L128 128L127 129H124L123 128L122 130H119L120 124H123ZM230 124H231V126H230ZM67 125H68V122H67ZM79 125H77V126H79ZM130 126H131V128H130ZM227 127H228V129H227ZM64 128H65V130H64ZM230 129H232V130H230ZM95 130H97V132ZM133 130L135 131V134H134V131ZM44 131H46V132H44ZM34 135H36V136H34ZM238 135H239V137L241 139L238 137ZM229 136H230V138H229ZM221 137H223L224 140ZM127 138H129V137H127ZM143 138L141 140H143ZM221 139L223 141H221ZM140 141H139V139H137L136 145H140L139 144ZM260 141H262V143ZM25 142H23V144ZM210 142H212V143L208 145V143H210ZM220 142H221V144H219ZM263 142H264V140H258V143L261 146L262 145L264 146ZM145 143L147 145L154 146V148H158L159 146H162L163 147V150L164 151H167V152L169 150H166V146H168L169 148L172 147L171 146L170 139L167 138L166 136H156V135L155 136H152V137H149L148 136V140H146ZM32 144H34V143H31V142L28 143V142H26L24 144V146L26 148L22 145L23 150H24L23 153H22L23 155H25V154L28 155L29 154V155L32 156V154L34 153L35 156L36 155L37 156L39 155V157L37 158V160H38L41 157H43L42 155H45V157H48L50 155L51 158H53L54 155H52V152L55 155H57L59 153L58 151H55V148H51L50 144H47L46 142L40 143L39 146H36L35 144L32 145ZM129 146H131V145H128V144L126 146L123 145L122 146V149L120 151L121 152L120 155H122V156H129L131 154L130 152H132V149ZM199 146H200V144H199ZM84 147H89L92 150H89L88 153L87 152L82 153L81 150ZM201 147H202V145H201ZM134 148H138V147H134ZM253 148L252 149L250 148L249 149L250 151H249L247 149V147H246L245 150H247V152H245V155H247V156L249 154L251 155L252 154L251 152L252 151H255V149H256V148L255 149H253ZM4 150L3 151L6 152V151H8V148H6ZM259 150H261V148ZM41 152H42V154H41ZM223 153H221L222 155H220V157L223 156ZM242 154H244V153H242ZM253 155H255V154H253ZM215 156H216V158L218 160V156L219 155H215ZM243 157L245 158L246 156H242V158ZM216 158L212 157V159H216ZM32 160L30 161V163L32 162ZM212 161H214V160H212ZM212 161L210 163L213 165L214 162H212ZM68 162L66 163L67 166H68V170L72 172V173H70V175H69V173H65V172H64V175L63 174L56 175V174H50V173L47 174V173L40 172V174H38L36 176L35 173L38 170V167H36V165H33L32 164L33 162L28 167H25V166H21L20 165L21 168H19V170L25 171V172L26 171L30 172L29 170H31L30 168L33 166V168H32L33 170H31V171L32 172L35 171V172L34 173L30 172V174H29V175L35 174V177L34 176L31 177V178L34 177L32 184L35 183L34 180L36 181V183L39 181L37 184H39L40 181L41 182L45 181L46 183H49V182L55 183L52 188L49 187V191L42 190V193L38 194V195L44 194V195H48L49 196L50 194H54L55 190L58 189L59 186L60 187H63L64 186L65 183H62V184H59V183L61 181H64L65 177H71V178L78 177V173L74 169H72V167H70V164H68ZM73 163H75V162H73ZM191 164L192 163H190L189 161L182 160V166L183 167L189 168V166H191ZM221 164H223V163H221ZM221 164L219 165V168L220 167H223V169L222 170L218 169L217 171H215L214 172V175L216 176V178H213V180H212L214 183H217V184H214L213 182H212L213 185L211 183H208V184H210L209 187H211V188L212 187H215L217 185L219 186V184H220L219 187H221L223 185L224 181H225V177H227V174H233L234 173V170L233 169H228L227 166L225 167L224 164H223V166ZM137 166H139V164H137ZM134 167L135 166H133L132 168H134ZM28 168H29V170H28ZM53 168H54V166L52 167V169ZM0 169H1V164H0ZM102 169H103V167L101 166V171H103L106 174L109 173V171H107V172L104 171V170H107V169H103V170ZM197 173H198L197 174L198 177L196 176L197 183H194V186L197 187V188H193V186H191V185L188 184L187 185L188 190L182 192L183 193V196L182 197L185 198L187 200V202H185V200H184V203L183 202H180L182 207L178 205L179 202L176 203L177 204L176 206H177V208L179 210H181L182 215L179 216V214H181V213H179V214H177L178 216L176 215V218L174 217V219H173V216L174 215L173 216L170 215L171 217H168L169 215L166 214L167 215L166 216L165 214H162V213L160 214L159 212L157 213V215H156V212H152V211H147V214L148 215L147 214L146 215L144 214L146 217L148 216L149 218L148 217L147 218L144 217V220L147 219V221L145 220L144 222L143 221L140 222V224H141L140 226L143 227V225H144L143 223H147L148 221H150V219H151V221H150L151 223L148 222L146 224V227L145 226L143 227L144 228V232L145 233L147 232L146 234L148 235L147 236L145 234L147 237L146 236L143 237V241L145 242V244L147 246L144 245V244H142L143 243V241H142L141 244L144 245V247H146V250L145 249H141L142 248V245L140 246L141 247L140 249L137 248L139 251L138 250H136V251H138V253L141 252L139 254L135 253V254L138 255V256L135 257V259H136L135 261L138 262V264H201V263L202 264H207V263L208 264H211L213 261L212 262L210 261V262L205 263V261H204L203 258H210L211 259L212 256L213 257L214 256L218 257L217 255H219V254H220V256L223 255L222 257H226V255L231 252V251H229V252H227V254L224 255V253L222 254V251L219 253V251H218L219 250L218 249L219 247L218 248L217 247H214V249L212 248L213 246H211V245L210 246H207V247L206 246H199V247H197L198 245H196V247H195V245H194V246L191 247V245H189L185 241H183L184 240L183 238H185L184 236H188V238H189V237L192 236L193 233H200L201 232V229L203 227H205V226H209V223H212V222H209V221H211V219H213V218H209V220H207V221L206 220H202V221H198L197 220V222H195L194 218L192 217V213H193L192 210L194 212H196V211L199 212L201 210L204 211V209H206V206H204L205 204L203 205L204 206V209H203L202 208L203 206H196L195 205V202L193 200L195 194L199 193L200 191L202 192V190L204 191V189H202V188H205L206 189V187H208L207 185H204L205 184V177H202L203 176L202 175L201 176L202 178H201V177H199L200 176V173L199 172H197ZM198 178L201 179V180H198ZM202 180H203L204 183L202 182ZM68 181L70 182V180H68ZM4 184H5L4 182H0V212H1L0 213V224L2 223V225H0V264H71V263H69L70 262L69 258H67L66 255L64 257V253L67 254L66 252L68 251L67 249H69V248H64L63 246H61L59 244L51 243V242L49 243V242H47V240H45L46 239L45 238V231H46V228L48 226L45 228L44 225H42V228L44 227V229L39 228L40 227L39 226L38 228H35V230H34V226L31 227V225L29 224L31 222V221L29 222V219L31 220L32 217H34V215L27 216V213L24 212L22 209H20L21 211H23L25 213L23 215L22 214L23 212L21 213V211H19V207L21 205L19 204L20 201H17V200L20 199V198H18L17 196L11 197V196H9L7 194L5 195V191L3 189H4V186H6V185H4ZM200 184L201 185L203 184L205 187L203 185H202L203 187L202 186L199 187ZM226 188L222 189L223 191H220L222 193L224 192L223 194H220V192L218 193V197L216 195H217V191H219V190L216 191V193H215V196L216 197L214 198V196H213V200L215 199L214 201L212 200L211 197H209V200H212V201H209L208 200L209 203L206 202V204L208 205L206 211H209L208 209L211 210L212 207L215 206V204H218V205L221 204V206H223V203H224V205H225V203H227L226 206H228V204H230V203H228V201L229 202H231V201L233 202V199L235 198L234 197L235 192H232V195H231L230 190H233L234 191V189H232V188H227L226 189ZM196 189H198V190H196ZM31 191H32V188L30 189V191L29 190L28 191H22V192L20 191L18 193V196L20 195L19 197H21L23 199H27V200L32 201V202L35 201V200H37L38 202H41L42 203V201H41V197L42 196H40L38 199H36L38 195L33 194ZM194 191L196 193H194ZM240 196L238 197V199L235 198V200H237L238 202H240L242 200H245V198L243 197V195H240ZM240 198H242V200H240ZM140 199L141 200H139L138 203L139 204L140 203L141 204H144L145 203V198H143L144 200L142 198H140ZM216 201H218V202H216ZM261 201L260 200L259 201H256L257 203L254 202V206L253 207H255V205L257 204V206L255 207V209L256 208H259V209H263L264 210V205H263L264 204V201H263V199ZM15 202H16V204H15ZM166 203L165 204L163 203V205L166 206V207H163V205H162L161 208H159V209H162V208L169 209V207H170L171 210H173L176 207L174 205L171 206L170 205L171 203H169V204L167 203V205H166ZM193 203H194V206L195 207L192 206ZM213 203H214V205L212 206ZM258 204L260 205V207L258 206ZM218 205H216V206H218ZM210 206H211V208H210ZM6 207H8L7 210H9V211L6 210ZM12 207L15 210H11V209H13ZM183 207H184L185 210L183 209ZM185 207H187V208H185ZM76 208L78 209V208H80V206H78ZM177 208L175 210H178ZM188 208H189V211H191V212H189V211L186 210ZM4 209H5V215H4V211H3ZM78 210H80V209H78ZM182 210H184V211H182ZM163 212L166 213L167 211L165 212L163 210ZM225 212L226 211H225V208H224L223 211H220L218 213L216 212L215 214L216 215H219V216L221 215L220 218H222L223 216H228V218L230 216L231 217L230 219L235 218L234 220L232 219L233 222H236V221L238 222L240 220V218L237 217V215L235 214V212L234 213H231L230 210L227 211L228 214L225 213ZM151 213L152 214L155 213V217L156 218L154 217V214L152 215ZM2 214H3L4 218H2L3 217V216H1ZM158 214H160L161 216L158 215ZM214 215H212V217H215ZM26 216H27L28 219L26 218ZM5 217H6V219H5ZM15 217H16V219H15ZM10 218H12L13 220L10 219ZM220 218L219 217H216L215 222H217ZM256 218L258 219V221L260 220L258 218V216ZM4 219L5 220L8 219L7 221H9L10 223L7 222V221H6L7 223L4 222L5 221ZM169 219L170 220L173 219V221L172 220L170 221ZM212 221H214V219ZM241 223H242V221H241ZM257 223H258V226L263 225V223H261V220H260V222H257ZM212 224L215 226V223H212ZM217 226L218 225L216 224V227ZM230 227H232V229L234 228L232 225L229 226V227H227V228L230 229ZM168 229H169L170 232L169 231L168 232L166 231ZM171 229L172 230L175 229V230L172 232ZM162 230H163V232H161ZM214 231L215 230H213L212 234L213 235L216 234V236H218V233L219 232L218 231H215L214 232ZM164 232L168 233V236L170 235V233H172L173 236L172 235L170 236V237H173V238H171L172 239L171 242L177 241V243H178V241L179 240L181 241V238H182V241L180 242L182 244H180V243L177 244L175 242L176 246H175L174 243H171L172 244L171 245L170 242L167 243V239H165L166 242L163 243L165 245L163 247V244L161 245V243H162L161 240L164 241V236L165 235L167 236V234H165L164 236L161 235L163 237L160 236L161 239L158 238L159 240L156 238L158 240L157 241L158 243L156 242V244H155V242L153 241V238H154L155 235L152 236L153 233H160V234H162ZM234 232H237V231L234 230ZM174 233H175V235H177V233H178V236L179 237H177V240H175L176 238H175ZM179 233H181V234L179 235ZM245 233H246L245 230H242L241 232H238L236 234L235 233H232V234H235L236 237L234 235H232V236H234L236 239H237V237H238V239L240 238V242L242 243V245L240 243H238L239 240H236L235 241V238L234 237H233L234 238V241H233V238L232 237L228 238L229 240L227 239L228 240L227 243L228 242H234L235 244L238 243L237 245H239L238 246V249L239 250L241 249V247L244 248L245 250H246V248H247V250H250L251 249V251H249V253H250V255H253L254 254L253 255L254 257L249 255L252 258L250 259V262H248L246 260V257L244 255L241 254V256H244L245 259H240V258H244V257H241V256H238L237 257L236 256L237 253L233 251L235 253V256L232 255V254H229L226 257V258L229 257L228 258L229 262L225 258V260H227L228 264H237V263L238 264H240V263L241 264H249V263L250 264H254V262L256 264H258V262L260 261V257L258 259L257 258V254H258V256H260L259 254L261 252V257L263 256L262 255V251L264 253V250L261 251V249L259 247L261 246V247H263L262 249H264V246L260 245L259 242H257V240L256 241L255 240L254 241L252 240V239H258V237L259 236L261 237L262 235L260 234L256 238L255 236L257 234L254 236V235H251L250 232H248L249 234H245ZM263 233H264V231H263ZM241 234L242 235L244 234V235L242 236ZM240 235H241V237H244V240L245 241L244 240L242 241L243 238H241ZM246 235H247L248 239H245L246 238L245 237ZM180 236H183V237H180ZM211 236H209L210 239H212V240H215L216 239V237H213L214 238L213 239V238H211ZM263 236L261 237L262 239H264ZM145 237H146V239L144 240ZM166 238H169V237H166ZM261 238H259V241H261L260 240ZM97 241H98V239H97ZM252 241H253V243L256 242L257 244H255L253 246ZM243 243H244V246H243ZM247 243H249L250 245L252 244V246H250ZM261 243H263V240L261 241ZM258 244H259V246H258ZM139 245H140V243H139ZM167 245H168V248L166 247ZM249 247H250V249H249ZM215 248L217 249V252H215L216 251ZM194 251H196L195 252L196 254L194 253ZM142 252H143V254H142ZM233 252H231V253H233ZM252 252H253V254H251ZM249 253L246 251V254H249ZM186 254H187V256H186ZM239 259H240V261H239ZM255 259H257L256 261H258V262H256ZM200 261H202V262H200ZM212 264H214V263H212Z\"/></svg>", "mask_w": 264, "mask_h": 264}]
</instances>
